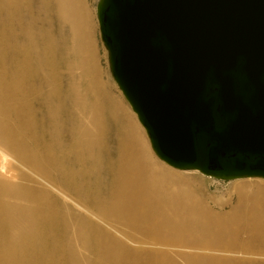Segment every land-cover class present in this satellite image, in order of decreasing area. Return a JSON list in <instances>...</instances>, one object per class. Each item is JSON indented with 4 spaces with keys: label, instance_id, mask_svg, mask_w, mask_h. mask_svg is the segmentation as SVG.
<instances>
[{
    "label": "bare ground",
    "instance_id": "1",
    "mask_svg": "<svg viewBox=\"0 0 264 264\" xmlns=\"http://www.w3.org/2000/svg\"><path fill=\"white\" fill-rule=\"evenodd\" d=\"M52 2L57 8V17L72 25L71 49L81 56L78 68L82 70V77L103 92L97 62L93 58L98 5L89 10L84 0ZM20 6L18 0H0L5 12L18 10ZM8 29H14V25ZM6 30V26L0 27V38L8 40ZM104 48L107 56L105 45ZM36 55L37 61L44 57V78H35L37 69L26 57L20 59L17 54L4 53L0 62L5 65L23 62L32 67L27 78L32 80L31 87L39 82L50 87L54 79L47 48ZM22 80L25 79L19 72H0V114H5L12 106L21 107V104L31 109L28 87L25 94L29 103L19 102V94L24 90ZM9 85L16 89L13 95L7 90ZM72 90L79 105L81 95L77 86ZM99 107L98 96L94 94L92 111L79 114L91 115L90 127L79 126L68 151L53 138L46 143L34 138L32 142L36 147L46 149L45 158L27 147L13 132L14 126L0 121V229H5L3 234L0 231V238L11 243V248L6 243L0 244V264H50L53 258L59 257L49 255L47 259H40L35 251L30 253L28 260L23 257V251L20 257L7 256L21 246L28 249L42 239L43 226L51 229L71 226L75 230V258L68 264H264V178H218L242 180L236 183L231 197L219 204L220 210H215L197 193L190 175L214 176L198 170L176 169L160 160L130 104L127 108L136 121L138 132H126L127 142L119 150L117 163L107 167L106 191L97 193L92 182L104 147L102 136H105ZM57 153H73V157L66 161L58 159ZM45 161L54 167L44 178L49 185L41 183L43 177L39 169ZM32 162L34 167L29 165ZM62 184L72 185L67 199L76 206L75 211L68 207L70 219L65 221L59 218V208L55 205L59 197L52 196V191L61 189ZM62 199L68 202L65 197ZM227 205L230 211L223 212Z\"/></svg>",
    "mask_w": 264,
    "mask_h": 264
},
{
    "label": "water",
    "instance_id": "2",
    "mask_svg": "<svg viewBox=\"0 0 264 264\" xmlns=\"http://www.w3.org/2000/svg\"><path fill=\"white\" fill-rule=\"evenodd\" d=\"M111 73L166 164L264 178V0H100Z\"/></svg>",
    "mask_w": 264,
    "mask_h": 264
},
{
    "label": "rangeland",
    "instance_id": "3",
    "mask_svg": "<svg viewBox=\"0 0 264 264\" xmlns=\"http://www.w3.org/2000/svg\"><path fill=\"white\" fill-rule=\"evenodd\" d=\"M99 1L84 0V4L86 8L91 10L95 7L97 8ZM18 3L21 4L20 9L15 11L5 12L0 7V27H7L5 34L8 36V40L0 38V57L4 53L11 56L17 54L20 59L26 57L28 62L32 60V65L37 69L35 78L39 79L45 76L43 70L45 60L44 57H41L37 61L38 56L36 53L39 51L43 53L44 49L47 48L48 62H50L49 68L52 70L54 83L49 87L39 82L34 87H31L32 80H27L32 71L31 66L23 62L16 65H5L0 62V72L5 70L11 74L19 72L22 75V79H25L21 81V86L24 90L19 94V102L21 103L25 100V103L30 102L31 105L30 110L25 109L23 104H21V107L12 106L8 112L0 114V121L14 126L13 132L23 139L27 147L35 149L41 158H45L46 149L44 147H36L32 142L33 139L35 138L39 143H46L48 139L53 138L59 142L61 148L68 151L71 146L70 141L78 131L79 126L83 125L87 129L90 127L91 115L79 114H86L92 111V98L94 94H97L98 104L100 105L99 111L101 113L99 116L101 124L105 128V136H102L101 141H104V147L96 164L98 168L93 175L92 186L97 189V193L101 190L105 192L108 176L107 167L117 163L119 150L124 145V142H127L126 132L128 130L138 132V130L136 121L128 111L127 106L129 103L111 75L108 54L106 56V51L100 37L97 14L95 21L98 26L96 27V35L94 36L95 52L93 53V58L97 62V74L103 92L94 86H90L82 77V70L78 68L81 56L76 50L71 49L73 39L71 37L70 26L72 25L71 23H65L57 17V8L52 0H18ZM11 25H14V29L9 30L8 26ZM73 86H77L81 95L79 105L75 102V93L72 90ZM27 87L29 89L28 94L30 95L29 102L25 94ZM7 90L11 95L16 92L15 87L11 85L7 86ZM90 91H93L94 94H88ZM57 154L58 159L66 161H69L73 157V153H65V155L62 153ZM33 163H29V165L34 167ZM88 166L92 167L90 163ZM52 168L54 167L50 166L48 162H43L42 167L39 169L43 177L41 178L42 184L49 185L44 178L49 176ZM190 176H192L191 183L195 186L197 193L204 200H207L208 204L215 210H220L219 204L231 197L235 191L236 183L242 180H221L204 176L200 173ZM12 181L29 184L20 180ZM61 186V189H58V191H52V196L59 197L58 202L54 203L59 208V218L65 221L70 219L67 214L68 207L75 211L76 206L72 200L67 199L69 193H71L72 185L62 184ZM64 197L68 202L62 199ZM11 201L15 202V200ZM228 211H230V208L227 205L223 212ZM71 215L75 217V214L71 213ZM70 222L69 220L68 223ZM43 227H45V230L42 239L35 244H31V247L28 249L21 246V249L11 252L7 256L20 257V252L22 251L25 253L23 257L27 260L33 251L37 253L40 259H47L49 255L54 257L59 256L53 258L50 264H68L70 260L75 258L73 250L77 247V241L74 235L75 230L71 226H68L67 229L64 227L56 229H51L47 226ZM0 231L3 234L5 229L1 228ZM7 231L15 233L12 230ZM0 241L2 242L0 244L6 243L11 248V243L7 242L4 238H0ZM42 264L48 263L42 262ZM82 264L85 263L82 262Z\"/></svg>",
    "mask_w": 264,
    "mask_h": 264
}]
</instances>
